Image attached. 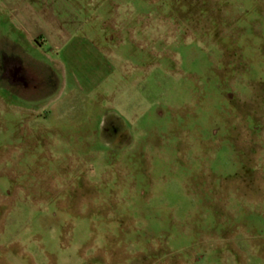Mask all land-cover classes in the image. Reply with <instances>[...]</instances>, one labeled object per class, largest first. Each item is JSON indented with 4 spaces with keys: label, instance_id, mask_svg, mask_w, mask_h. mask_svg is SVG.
Returning <instances> with one entry per match:
<instances>
[{
    "label": "rangeland",
    "instance_id": "1",
    "mask_svg": "<svg viewBox=\"0 0 264 264\" xmlns=\"http://www.w3.org/2000/svg\"><path fill=\"white\" fill-rule=\"evenodd\" d=\"M0 264H264V0H0Z\"/></svg>",
    "mask_w": 264,
    "mask_h": 264
},
{
    "label": "crops",
    "instance_id": "2",
    "mask_svg": "<svg viewBox=\"0 0 264 264\" xmlns=\"http://www.w3.org/2000/svg\"><path fill=\"white\" fill-rule=\"evenodd\" d=\"M21 70V69H20ZM14 81H16V79L14 80ZM13 83V82H12ZM17 85V84H16ZM13 86V85H12Z\"/></svg>",
    "mask_w": 264,
    "mask_h": 264
}]
</instances>
